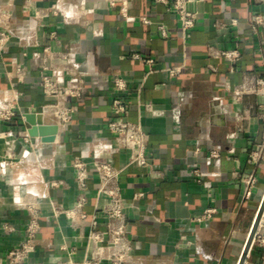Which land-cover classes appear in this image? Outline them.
Here are the masks:
<instances>
[{
    "label": "crops",
    "instance_id": "1",
    "mask_svg": "<svg viewBox=\"0 0 264 264\" xmlns=\"http://www.w3.org/2000/svg\"><path fill=\"white\" fill-rule=\"evenodd\" d=\"M171 2L0 0V29L11 34L0 55V105L18 109L11 121L0 119V132H7L0 137V159L8 146L18 158L0 180V256L24 239L29 218L24 203L35 201L42 214L30 260L83 261L98 187L93 161L123 167L129 155L117 148L107 128L112 99L120 96L128 104V118L143 124L154 170L149 175L133 165L121 174L131 205L129 236L137 264H238L264 194V156L256 164L249 156L264 145V91L238 96L245 78L264 77V2L198 0L190 5L198 12L195 27L185 36ZM256 14L262 20L254 29ZM160 25L168 30L167 37L159 33ZM53 31L59 46L50 37ZM47 45L53 47L58 80L82 89L73 119L58 128L53 140L47 139L49 131H39L40 126L57 125L43 113L39 64ZM233 48L240 51L234 71L225 57L211 53ZM174 66L180 70L171 76L167 69ZM18 67L24 68L21 81ZM115 76L126 81V90L115 89ZM25 113H42V123L37 117L29 123ZM212 150L219 156H212ZM75 156L89 164V190L82 208L86 218L72 223L53 217L48 199L74 206ZM195 168L202 173L201 183L193 176ZM251 172L258 183L243 200L240 177ZM52 180L65 185L53 188ZM140 192L143 196L133 198ZM209 206L218 210L213 218L196 221ZM262 221L258 233L264 237V216ZM245 264H264V243L252 245Z\"/></svg>",
    "mask_w": 264,
    "mask_h": 264
},
{
    "label": "built area",
    "instance_id": "2",
    "mask_svg": "<svg viewBox=\"0 0 264 264\" xmlns=\"http://www.w3.org/2000/svg\"><path fill=\"white\" fill-rule=\"evenodd\" d=\"M158 2H167V0H156ZM198 0H172L171 6L175 12L180 28L184 36L195 27L198 12L190 9V5ZM55 5L53 9L55 10ZM29 13L33 15V10L28 7ZM123 14H126V7H122ZM259 14L252 17V27L261 22ZM233 24H237V19H232ZM159 33L163 37L168 36V30L164 25H160ZM50 37L57 46L60 40L56 31L50 33ZM11 34L8 29H0V55L3 53ZM215 56L225 57L232 71L235 69V62L240 57L238 48L233 49H213L211 52ZM53 47L47 45L41 52L40 85L45 103L43 113L53 116L58 128H66L73 119L77 107L76 101L82 96V89L71 83H62L55 76L56 64L53 62ZM134 57L142 59L148 64H152V59H144L135 54ZM1 66V62H0ZM67 71V66L63 67ZM180 67L174 66L167 69L171 76L179 73ZM70 71V70H69ZM17 77L21 81L24 79V68H17ZM114 85L117 91H123L127 88L126 81L119 77H114ZM264 91V77H247L239 85L238 96L243 93L261 94ZM146 108H151L150 103L143 104ZM113 116L107 121V128L114 135L117 148L128 151V159L123 167H117L107 160L93 161V167L98 178V187L95 192L94 212L90 219L89 232L87 235V248L83 261L80 264H137L132 253V242L129 236V216L128 211L130 203L125 194L121 182L123 170L129 166H139L147 170L149 175L154 174L152 164L147 155L148 136L139 122L131 121L128 118L129 107L125 100L120 96L112 99ZM18 114V109L11 103L0 105V119L11 121ZM7 132L1 131L0 137H6ZM199 151V148L196 149ZM211 155L219 156L216 150H212ZM250 159L255 164L264 156V145L260 144L253 148L249 153ZM17 155L11 147H7L3 158L0 159V180L7 174L9 168L17 163ZM74 173L78 195L74 206L67 207L63 203L50 197L48 199L52 209V215L55 218L64 216L67 220L74 223L78 218L85 219L86 214L82 213L83 206L88 201V178L89 164L79 156H75L71 162ZM193 176L198 183L203 181V176L199 168L192 170ZM243 200L248 199L258 183L256 172H251L240 177ZM65 185L64 180H52L50 186L53 188ZM143 196V193H136L133 198ZM29 213L28 222L25 228V237L17 245L13 246L5 257L0 256V264H34L30 258L37 248V235L40 230L41 208L35 201L24 203ZM218 212L214 206L204 208L202 213L195 217L198 222L207 221L213 218ZM103 219V223L100 221ZM101 225H104L101 227ZM258 241L264 243V237L257 232L253 244Z\"/></svg>",
    "mask_w": 264,
    "mask_h": 264
},
{
    "label": "water",
    "instance_id": "3",
    "mask_svg": "<svg viewBox=\"0 0 264 264\" xmlns=\"http://www.w3.org/2000/svg\"><path fill=\"white\" fill-rule=\"evenodd\" d=\"M24 115H25L26 120L29 123H31V124H34L36 122V117L38 119V122L42 123V120H41L42 113H39V114L25 113ZM39 131H40V134H43V133L49 131L52 136L47 138V139L53 140L55 138V134L58 132V126L57 125L40 126ZM263 216H264V194L262 196V199H261L257 214H256L255 219H254L253 226L251 228L250 234L248 236V239L246 241V244L244 246V249H243V252H242V254L240 256L238 264H245V261H246L248 255L250 253V250L252 248V245H253V242H254V238H255L258 230H259V227H260V224H261Z\"/></svg>",
    "mask_w": 264,
    "mask_h": 264
},
{
    "label": "bare ground",
    "instance_id": "4",
    "mask_svg": "<svg viewBox=\"0 0 264 264\" xmlns=\"http://www.w3.org/2000/svg\"><path fill=\"white\" fill-rule=\"evenodd\" d=\"M264 2V0H262ZM263 222V221H262ZM259 231V230H258Z\"/></svg>",
    "mask_w": 264,
    "mask_h": 264
}]
</instances>
